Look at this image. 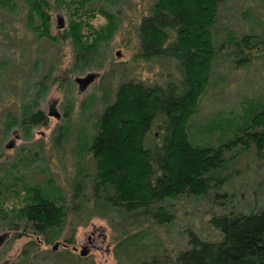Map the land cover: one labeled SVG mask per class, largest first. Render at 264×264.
<instances>
[{
  "label": "rangeland",
  "instance_id": "obj_1",
  "mask_svg": "<svg viewBox=\"0 0 264 264\" xmlns=\"http://www.w3.org/2000/svg\"><path fill=\"white\" fill-rule=\"evenodd\" d=\"M153 1L89 2L90 7L105 6L115 13L114 32L94 53L91 64L75 59L70 40L35 36L26 26L23 0L0 3V264H133L136 253L142 257L184 247L189 229L205 239H217L218 230L208 222L212 212L264 207V148L257 152L254 145L243 149L238 144L225 152L226 170L221 174L225 181L219 190L228 193L226 199L213 197L215 191H211L207 196L166 200L163 205L174 213L167 224L140 223L135 214L122 217L120 211L88 203L76 213L69 212L61 228L45 236L23 230L22 221L14 216L26 192L24 184H39L57 202L71 205L74 184L84 182V175L92 172L87 144L95 132L93 124L113 101L119 83L164 84L179 76L175 60H145L139 55L137 25ZM64 11L52 7V33ZM107 21L100 15L91 20L95 26ZM244 33L264 34L263 0H230L215 26V42L226 44L229 34L239 38ZM232 48L228 45L217 51L208 85L190 119V136L197 144L229 138L221 135V128L226 127L221 118L242 113L243 104L258 105V97L264 95V53L242 66ZM91 71L98 72V77L78 91L74 77ZM52 103L59 118L48 114ZM27 109L43 111L46 124L24 123L22 113ZM215 123L219 125L213 133L206 130ZM8 173L21 176L24 184ZM88 191L86 186L78 194L85 192L87 197ZM216 201H221V207ZM121 240L130 242L133 249H121ZM82 248L84 254H80Z\"/></svg>",
  "mask_w": 264,
  "mask_h": 264
},
{
  "label": "trees",
  "instance_id": "obj_2",
  "mask_svg": "<svg viewBox=\"0 0 264 264\" xmlns=\"http://www.w3.org/2000/svg\"><path fill=\"white\" fill-rule=\"evenodd\" d=\"M90 1L94 0H23L26 26L37 37L70 40L76 60L94 63V53L114 32L115 13L105 6L90 7ZM106 1L112 5L116 0ZM229 1H153L137 25L139 55L145 60H175L179 76L170 77L164 84L132 80L118 84L113 101L103 107L93 124L95 132L87 144L92 172L84 175V182L74 184L70 206L66 201L57 202L39 184H24L21 176L8 173L20 179L26 190L14 214L22 221L23 230L47 236L61 228L69 212L76 213L88 203L94 208L120 211L122 217L135 214L140 223L162 225L174 218L173 211L163 205L169 199L207 196L211 191H215L213 197L226 199L228 193L219 190L225 181L221 178L226 170L225 152L238 144L243 149L254 145L257 152L264 148V95L258 97V105L243 104L242 113L221 118L226 123L221 135L230 137L216 144L195 143L189 128L217 51L232 46L242 66L264 53V34L244 33L239 38L229 34L226 44L215 42V26ZM1 2L8 4L11 0ZM52 7L64 9L66 15H62L63 25L56 24L54 33ZM96 15L107 18V23L95 26L91 20ZM22 120L31 125L46 124L41 110L23 111ZM215 124L206 130L213 133L219 125ZM86 186L87 197L85 192L79 196ZM216 202L221 207V201ZM208 222L218 230L217 239H205L189 229L184 247L142 257L136 253L133 264H264V207L251 211L230 207L212 212ZM119 243L125 251L133 249L130 242Z\"/></svg>",
  "mask_w": 264,
  "mask_h": 264
},
{
  "label": "water",
  "instance_id": "obj_3",
  "mask_svg": "<svg viewBox=\"0 0 264 264\" xmlns=\"http://www.w3.org/2000/svg\"><path fill=\"white\" fill-rule=\"evenodd\" d=\"M63 25V17L62 15H59L57 17V26L61 27ZM99 73L95 71L87 72L82 76H75L74 81L77 83L78 91H83L92 81H94L98 77ZM50 110L48 112L49 115H54L56 118H59L60 113L56 110L54 107V104H50L49 106ZM12 143L7 144V146H11ZM57 243H54L52 248H56ZM85 250L82 248L80 250V254H84Z\"/></svg>",
  "mask_w": 264,
  "mask_h": 264
},
{
  "label": "flooded vegetation",
  "instance_id": "obj_4",
  "mask_svg": "<svg viewBox=\"0 0 264 264\" xmlns=\"http://www.w3.org/2000/svg\"><path fill=\"white\" fill-rule=\"evenodd\" d=\"M64 245H65V246H68V244H64ZM72 248H73V249H75V247H74V246H73Z\"/></svg>",
  "mask_w": 264,
  "mask_h": 264
}]
</instances>
